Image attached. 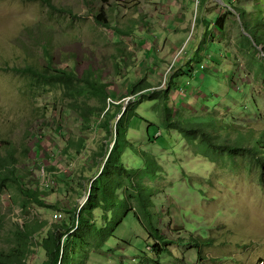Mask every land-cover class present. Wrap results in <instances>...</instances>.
<instances>
[{
    "label": "rangeland",
    "instance_id": "1",
    "mask_svg": "<svg viewBox=\"0 0 264 264\" xmlns=\"http://www.w3.org/2000/svg\"><path fill=\"white\" fill-rule=\"evenodd\" d=\"M51 1L54 7L47 0H0V153L14 150L20 188L38 189L46 202L25 208L26 194L17 185L10 182L0 190V252H18L27 264L45 260L40 243L57 222L55 204L80 208L84 201L81 187L88 186L90 176L84 163L101 147L103 134L83 130L82 104L108 111L112 103L123 102L158 124L150 102L139 105L135 96L129 103V88L136 79L164 87L176 78L182 90L173 87L174 99L187 95L178 100L179 112L225 118L242 132L264 129V52L261 46L252 50L240 19L241 8L253 11L255 0H236L237 10L227 0ZM102 9L110 26L95 19ZM222 17L223 29L216 23ZM208 47L212 56L204 58ZM191 57L197 70L204 62L207 70L200 71L207 78L180 76L182 66L189 71ZM214 67L211 77L207 71ZM59 71H75L74 82L50 80L51 74L63 77ZM232 73L245 85L241 95L224 91L227 80L221 78ZM98 77L116 100L92 93L86 79ZM147 127L140 120L131 139L162 165L154 181L144 182L161 192L160 216L171 212V228L164 224L170 248L155 256L139 222L129 216L85 264H264V178L253 160L220 149L202 151L198 141L162 128L163 136L150 144L143 137ZM157 130L154 125L149 132ZM228 132L219 135L230 137ZM62 179L71 181L72 189ZM110 215L122 216L119 202ZM42 223L49 226L31 237L20 233ZM191 237H198L197 246Z\"/></svg>",
    "mask_w": 264,
    "mask_h": 264
},
{
    "label": "trees",
    "instance_id": "2",
    "mask_svg": "<svg viewBox=\"0 0 264 264\" xmlns=\"http://www.w3.org/2000/svg\"><path fill=\"white\" fill-rule=\"evenodd\" d=\"M47 2L53 6L51 0H47ZM227 3L234 6L235 10L238 9L236 0H227ZM95 19L100 25L110 26L106 12L103 9L95 16ZM240 19L244 22L245 38L252 43V50L261 46L264 52V0H255L253 11L247 12L241 8ZM216 23L219 28L223 29L224 17ZM209 24L206 22V26ZM250 30L252 33L248 34ZM211 46L214 47V45ZM216 49L221 52L218 45ZM211 53L212 51L208 47L204 52V58L209 55L211 57ZM215 57L217 56L215 55ZM228 57L226 55V58ZM192 61L193 58L191 57L187 64L190 66L189 71H185V67H181L182 74L180 76H188L191 80L197 79V75L204 77L203 79L207 78V75L200 71L202 69L207 70L203 64L204 62H202L201 69L197 70ZM210 67L208 65V69ZM216 71L217 69L214 67L212 71L209 70L207 73L214 77ZM59 72L62 73L63 77L51 74L49 75L50 80L52 78V80L64 81L66 82L65 85L74 82L75 71ZM233 77L232 73L228 77L219 78L227 80L228 87L224 90L226 93L241 95L245 85L236 82ZM43 79L45 78L43 77ZM90 79L87 78L86 81H89L88 86L92 88L93 94L104 96L105 100H116L108 85L99 77L94 81L91 79L93 83ZM193 82L195 81L193 80ZM174 86H176V78H173L164 87L153 86L145 80L136 79L129 88V96L131 97L129 103L135 99V96L139 98L137 102L139 105L143 104L144 100L150 102L151 110H156L158 124L150 122L140 115L137 112V107L133 110L132 106H125L123 102L112 103L111 109L108 111H106V107L97 109L91 106L86 108L87 103L81 105L84 110L78 114L83 130L103 134V143L98 150L94 149V152L86 158L84 163V166L88 168L85 169V172L90 173V176L87 178L89 179L88 186L81 187L83 194L87 197L83 206L79 208L78 205L65 207L61 203L55 204L56 209L63 214L60 221L52 223L50 226L48 223H42L40 227L38 225L34 229L25 227V229L20 230L23 236L31 237L38 229L49 226L46 236L40 243L45 251V260L42 264H85V261L90 259L94 251H101L102 245L114 237L118 226L123 224L129 216H133L139 222L142 230L146 233L145 242L155 256L160 257L163 253L168 252L171 241L164 230V224L167 223L166 226L171 228L173 221L171 212L168 211L166 217L162 218L160 216L158 213V194L160 195L161 192L158 193L154 187L146 185L144 182L145 179L154 181L159 176L162 165L153 153L141 149L140 145L131 139V135L134 134L132 130L134 128L138 129L140 120L148 122L143 137L150 144L163 136L161 128L169 134L176 132L191 143L195 144L198 141L202 151L212 149V153H215L220 149L230 154V156L239 155L243 159L249 157L253 160L251 163L259 169L260 179L264 178V129L257 134L253 130H244L243 133L242 127H235L234 123H227L225 118L216 119L211 114L193 116L186 115L183 111L179 112L180 102L178 100L187 99V95L178 96V99H174L172 95ZM175 90L182 89L176 86ZM100 112L102 114H99ZM154 125L157 126L158 130L155 134H151L149 129ZM223 130H229L227 134L230 133V137L233 135V139L229 136H220L219 132ZM1 142L6 145L9 144L7 141ZM80 144L81 149L85 148L86 143L83 139ZM11 149L6 148V151H8L6 156L0 153V190L5 186L9 187L8 184L11 183L19 188L23 186L18 177L19 169L17 165L19 162L16 153ZM131 159H135V161L128 164V160ZM61 181L68 182L69 180L62 179ZM69 182L68 187L71 188L72 182ZM20 189L26 194L25 208L28 203L44 204L45 200L38 189L33 190L31 187L24 190ZM117 202L122 205V216L111 217L110 214L116 208ZM97 210H102L99 217L96 215ZM23 231L26 234H23ZM193 238L191 237V239ZM197 238H194V246H197ZM90 242L93 243L92 251H90ZM206 242L209 243V240H206ZM18 251L22 252L21 249H18ZM79 259H81V262H78ZM0 264L27 263L23 255L18 252H13L10 255L0 252Z\"/></svg>",
    "mask_w": 264,
    "mask_h": 264
},
{
    "label": "built area",
    "instance_id": "3",
    "mask_svg": "<svg viewBox=\"0 0 264 264\" xmlns=\"http://www.w3.org/2000/svg\"><path fill=\"white\" fill-rule=\"evenodd\" d=\"M66 172H68V171H66ZM86 199H87V197L84 198L83 203L86 201ZM83 203H82V204H83ZM62 218H63V214L60 213V212H57V213L54 215V219H55L56 221H60Z\"/></svg>",
    "mask_w": 264,
    "mask_h": 264
},
{
    "label": "clouds",
    "instance_id": "4",
    "mask_svg": "<svg viewBox=\"0 0 264 264\" xmlns=\"http://www.w3.org/2000/svg\"><path fill=\"white\" fill-rule=\"evenodd\" d=\"M84 204V203H83ZM83 204L81 206H83Z\"/></svg>",
    "mask_w": 264,
    "mask_h": 264
}]
</instances>
